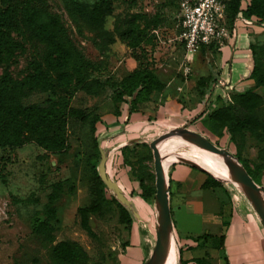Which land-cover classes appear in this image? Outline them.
I'll return each instance as SVG.
<instances>
[{
  "label": "rangeland",
  "instance_id": "1",
  "mask_svg": "<svg viewBox=\"0 0 264 264\" xmlns=\"http://www.w3.org/2000/svg\"><path fill=\"white\" fill-rule=\"evenodd\" d=\"M76 1L93 4L98 0ZM112 1L114 13L106 17L102 29H94L84 20L74 22L63 0H0V10L11 12V33L16 44L12 57L0 60V74L8 72L14 79H24L33 71L32 64L39 62L53 78L55 87L46 93L30 95L25 102L51 98L87 115L86 120L62 118L59 130L66 141L62 152L47 151L29 135L18 146L0 145V264H71L53 256L52 249L59 241L76 242L89 263L146 264L155 247L159 226L151 147L156 140L158 143L173 140L175 144L171 158L166 161L167 176L175 164L186 163L219 176L244 193L214 154L196 148L183 136L171 134L179 128L197 130L218 147L235 154L264 188V135L252 131L231 134L227 128L213 124L208 115L224 101L214 103L213 96L207 112L186 126L187 115L205 101L213 76L217 77L220 70L222 50L229 43L231 51L235 46L236 53L243 47L249 49L250 73L254 66L264 69V19L248 16L243 10L251 0H241L242 8L234 16H227L226 9L227 29L230 34L236 29V37L225 38L223 46H205L189 54L175 39L183 0ZM36 3L46 5L53 13L55 23L51 31L72 54L67 69L72 77L69 85L57 83V73L44 62L46 42L28 25L31 7ZM134 12L144 13L150 27L159 30L160 38L148 63L166 88L129 113L131 98L114 88L137 66V61L132 48L118 38L115 28L122 17ZM80 78L89 83L88 91L76 85ZM248 78L252 84L246 83L243 89L255 90L264 97V86L257 85L250 74ZM233 92L239 90H229ZM258 115L264 119V101ZM96 138L99 149L95 146ZM102 149L106 150L107 174L121 187L129 203L121 202L115 190L102 180L107 202L102 213L90 215L89 232L81 225L79 208L91 202L93 179L96 172L100 175ZM56 184H61V195L49 202L48 195ZM119 202L130 211V227L120 221ZM52 207L54 232L53 240L49 241L35 234L32 226L36 218L45 219ZM166 254L165 262L169 258ZM174 259L173 250V257L166 264H173ZM176 261L180 264L177 251Z\"/></svg>",
  "mask_w": 264,
  "mask_h": 264
},
{
  "label": "trees",
  "instance_id": "2",
  "mask_svg": "<svg viewBox=\"0 0 264 264\" xmlns=\"http://www.w3.org/2000/svg\"><path fill=\"white\" fill-rule=\"evenodd\" d=\"M66 10L74 22L84 20L94 29H102L106 17L114 13L112 0H98L93 4L81 3L76 0H63ZM227 16H234L242 8L241 0L226 1ZM248 16L264 19V0H251L243 8ZM121 24L116 26L118 38L133 50L137 66L132 69L114 88L116 92L131 98L129 113L136 111L140 102L150 100L154 95L166 88V83L153 71L148 61L153 59V51L157 47V36L150 27L144 13L134 12L121 18ZM55 23L53 13L42 3L32 5L28 25L31 30L46 42L44 62L47 67L57 73L56 81L61 85H69L72 77L68 67L72 60L71 52L60 42L51 31ZM11 12L9 9L0 10V60H8L15 52L16 44L11 33ZM33 71L24 79H14L8 72L0 74V145L18 146L25 135L31 136L39 146L53 153L62 152L66 141L59 128L62 118L86 120L87 115L81 109L67 108L59 100L45 99L42 102L26 103L25 99L35 93H46L55 87L53 78L39 62L32 64ZM250 77L257 85L264 86V69L254 66ZM106 81V80H105ZM216 78L213 76L209 87L207 100L202 110L187 121V127L201 118L208 110L215 89ZM76 85L84 91L89 90L85 78L77 79ZM219 99V98H218ZM264 101L263 95L255 90L233 92L231 101L213 109L208 117L220 128H227L231 134L241 131H252L264 135V119L258 115V110ZM96 148H100L97 138ZM106 153V150L104 151ZM250 175L253 174L248 170ZM220 184L209 175L205 187ZM59 186V188H58ZM105 183L98 172L93 179L89 204L79 208L81 225L91 232L89 217L100 214L107 202ZM59 190H57V189ZM61 184L54 185L48 195L49 202H54L61 195ZM55 210L50 208L46 218H36L32 230L37 235H43L47 240H53V220ZM119 217L121 223L131 226L132 217L126 205L119 202ZM53 256L60 262L71 264H107L104 262L87 261V255L73 241H59L52 249ZM182 264L184 262L180 260ZM203 259H196L195 264H202Z\"/></svg>",
  "mask_w": 264,
  "mask_h": 264
},
{
  "label": "crops",
  "instance_id": "3",
  "mask_svg": "<svg viewBox=\"0 0 264 264\" xmlns=\"http://www.w3.org/2000/svg\"><path fill=\"white\" fill-rule=\"evenodd\" d=\"M229 45L222 50L214 103L223 101L230 89L241 92L246 83L252 84L248 78L249 49L243 47L236 53L235 46L231 51ZM219 81L225 84L221 86ZM206 100L187 115L186 123L202 110ZM209 175L193 165L179 163L167 176L175 241L173 264L177 263L176 251L184 264H195L196 259H203L202 264H264V226L253 204L215 174L211 176L220 184L205 187Z\"/></svg>",
  "mask_w": 264,
  "mask_h": 264
},
{
  "label": "water",
  "instance_id": "4",
  "mask_svg": "<svg viewBox=\"0 0 264 264\" xmlns=\"http://www.w3.org/2000/svg\"><path fill=\"white\" fill-rule=\"evenodd\" d=\"M174 135L183 136L194 146L211 151L217 154H222L228 157L230 161L229 169L233 176L237 177L242 183L244 194L253 204L260 220L264 226V188L259 186L248 171L239 163L235 154L227 149L220 148L211 140L202 134L189 128H179L175 130ZM158 141H153L151 147L154 155V169L156 176V205L159 212V226L157 229V240L151 255L146 264H159L164 256L169 242L170 233L173 234L172 215L170 207V194L168 178L166 175L163 158L157 147ZM102 159L100 162V177L101 179L117 193L118 199L123 203H129V199L123 194L121 187L113 181L107 174L106 169V153L101 150ZM209 171V170H208ZM218 178V177H217Z\"/></svg>",
  "mask_w": 264,
  "mask_h": 264
},
{
  "label": "built area",
  "instance_id": "5",
  "mask_svg": "<svg viewBox=\"0 0 264 264\" xmlns=\"http://www.w3.org/2000/svg\"><path fill=\"white\" fill-rule=\"evenodd\" d=\"M226 2L225 0H183L180 2L178 14V33L175 37L185 47L186 53L198 52L205 46L220 47L224 45V39L236 37L237 30L232 34L226 26ZM159 41L158 29L153 30ZM220 70L216 74L219 78ZM219 81V85H224ZM234 90V89H233ZM231 94L223 96V101H231Z\"/></svg>",
  "mask_w": 264,
  "mask_h": 264
},
{
  "label": "bare ground",
  "instance_id": "6",
  "mask_svg": "<svg viewBox=\"0 0 264 264\" xmlns=\"http://www.w3.org/2000/svg\"><path fill=\"white\" fill-rule=\"evenodd\" d=\"M157 147H158V149L160 151V154H161V156L163 158V163H164V167H165V171H166V175H167L168 162H166V161H167V159L171 158V156H172V154H173V152L175 150V144H174L173 140H171V141L168 140V141H165V142L162 141V142L158 143ZM196 148H198V147H196ZM199 149H201V148H199ZM201 150H204V149H201ZM204 151H207V150H204ZM207 152L211 153V154H214L216 156V158L218 159V161L223 166V168L229 173L230 177L235 179L238 182L239 186L241 188H243V183L237 177L233 176L231 174V172H230V169H229L230 161H229L228 157L225 156V155H222V154H217V153L211 152V151H207ZM174 243H175V241H174L173 234L170 233L169 242H168V245H167V249L165 251V253L167 252L166 258H168V257L172 258L173 257ZM165 253H164V256L161 259L159 264H166V262L168 261L169 258L166 260V262L164 261L165 260L164 259Z\"/></svg>",
  "mask_w": 264,
  "mask_h": 264
}]
</instances>
